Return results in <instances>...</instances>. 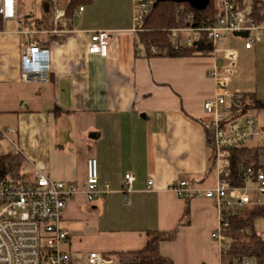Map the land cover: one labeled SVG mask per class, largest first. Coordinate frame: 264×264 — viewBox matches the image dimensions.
I'll return each instance as SVG.
<instances>
[{"label":"crops","instance_id":"0c3cea01","mask_svg":"<svg viewBox=\"0 0 264 264\" xmlns=\"http://www.w3.org/2000/svg\"><path fill=\"white\" fill-rule=\"evenodd\" d=\"M71 1L51 0L48 9L43 0L39 14L18 9L17 19L0 25V126L16 130L3 141L4 150L20 156L32 176L38 167L79 186L87 158H97L104 195L88 200L80 191L63 215L71 237L62 249L73 264H88L93 251L117 264L113 253L141 249L153 229H177L173 240L160 244L174 264H222L221 245L211 236L220 224L215 201L183 199L170 187L180 179L201 188L216 185L207 140L215 117L204 104L217 95L210 73L225 53L145 56L134 31L133 0H82L69 12ZM252 1L242 7L251 10ZM96 30L110 32L106 57L88 52L89 32ZM228 41L239 68L241 54L264 51V30L252 48L238 36ZM30 43L49 51L50 69L25 77L21 57ZM239 77L231 79L233 91L264 100V82ZM232 102L225 104L231 111ZM250 102L240 117H255L264 140V107ZM128 172L135 178L130 204L122 193Z\"/></svg>","mask_w":264,"mask_h":264},{"label":"built area","instance_id":"2783aa9c","mask_svg":"<svg viewBox=\"0 0 264 264\" xmlns=\"http://www.w3.org/2000/svg\"><path fill=\"white\" fill-rule=\"evenodd\" d=\"M220 11L213 24L206 26H187L171 31L175 48L181 45L191 47L201 38L206 37L213 50L225 53L223 62L210 75L217 84V95L204 104L205 110L214 115L212 122L213 153L211 166L217 175L214 187L201 188L196 181L180 179L171 185V190L180 198L194 197L210 198L217 204L220 213V224L211 236L221 245V255L232 237L224 232L227 223L224 214L236 215L245 206H264V172H256L252 167L241 165L244 176L243 185H231L222 179L221 174L227 171L232 150L238 147L254 145L262 142L263 130L258 120L253 116L234 117L233 112L225 106L228 99L240 100L244 93L233 91L230 82L237 71L238 53L234 48L218 49V43H225L239 32H248L245 47L252 48L262 40L264 30L263 19L257 21L251 10L239 6L234 0H219ZM153 0H133L134 31L142 30L145 14L149 11ZM83 10V7H80ZM18 0H0V25L8 19H17ZM191 17L193 14L190 15ZM60 18V15H56ZM21 25V22L19 23ZM29 33L25 28H21ZM181 32L187 34L182 37ZM88 52L106 57L110 32L108 30L90 31ZM154 52L159 51L153 47ZM22 66L25 77L44 74L49 71V51L40 49L35 44H28L22 52ZM16 130L0 126V156L6 155L3 141ZM20 173H10L2 176L0 173V264H73L71 255L62 249L64 243L70 240V230L63 224V215L67 202L82 191L88 200L104 195L105 191L98 188L99 170L95 156L87 158L86 180L79 186L76 182H65L53 179L45 170L36 167L30 180H20ZM134 175L125 174L123 197L130 204V192ZM152 180L149 181V185ZM257 233L264 236L263 230ZM229 264H255L253 258L235 257ZM88 264H112V260L98 252H91Z\"/></svg>","mask_w":264,"mask_h":264},{"label":"trees","instance_id":"16d2710c","mask_svg":"<svg viewBox=\"0 0 264 264\" xmlns=\"http://www.w3.org/2000/svg\"><path fill=\"white\" fill-rule=\"evenodd\" d=\"M51 0H45V5L50 8ZM242 6L244 0H234ZM82 0H72L68 10H72ZM220 2L209 0L207 6L198 10L189 2H174L171 0H153L149 11L145 14L142 30L137 32L138 40L142 44L145 56H202L212 51L213 46L201 33V38L191 47L181 45L175 48L172 40V29L184 28L190 25L206 26L213 24L220 11ZM264 6L256 0L251 3V15L257 20L263 19ZM193 14L191 17L190 15ZM153 47L161 48L162 52H154ZM264 107V100H259L254 94H245L242 99L232 102V116L239 117L246 112L248 102ZM250 102V103H251ZM207 140L211 149L210 163L212 160L213 144L212 129L207 130ZM264 146L251 145L238 147L232 150L229 157V165L226 172L221 174L223 180L231 185H243L244 176L240 166L252 167L256 172H264V164L260 163L261 150ZM21 157L16 154L0 156V173L2 176L10 173H18L21 166ZM212 169V166H211ZM264 217V206H245L236 215L224 214V222L227 223L224 232L232 237L222 255V264H229L235 257L253 258L255 264H264V236L257 233L255 223ZM177 235V229L161 231L148 230L145 245L135 251L113 253L117 264H174L173 260L160 251L163 241L173 240Z\"/></svg>","mask_w":264,"mask_h":264},{"label":"rangeland","instance_id":"374dc122","mask_svg":"<svg viewBox=\"0 0 264 264\" xmlns=\"http://www.w3.org/2000/svg\"><path fill=\"white\" fill-rule=\"evenodd\" d=\"M42 1L43 0H18V9L22 15L39 14ZM216 1L218 2L219 0ZM246 9L250 10L249 6H247ZM8 27L13 28L14 26L8 25ZM236 39L239 45L243 44L242 39ZM229 41L225 43H219L217 46L218 49H224L225 47L229 46ZM239 59V68L237 63L238 70L233 74L234 77L240 76L239 78L241 79V82H264V51L260 52L256 57L243 53ZM261 86L264 87L263 84ZM261 143L262 142H255L254 145ZM260 163L264 164V148L261 150ZM27 168L25 166H21V168L18 169L20 175L22 174V176L19 177L20 180L28 181L32 178V175L29 174ZM214 174H216L215 170L212 171V175ZM8 175H10V172L6 174V176ZM255 227L256 230L264 231V219L262 217L256 221Z\"/></svg>","mask_w":264,"mask_h":264},{"label":"water","instance_id":"95a60500","mask_svg":"<svg viewBox=\"0 0 264 264\" xmlns=\"http://www.w3.org/2000/svg\"><path fill=\"white\" fill-rule=\"evenodd\" d=\"M174 2H189L191 4L192 7L198 9V10H202L204 9L209 0H171ZM236 36H242V37H246L248 35V32H239L235 34ZM221 62V60H220Z\"/></svg>","mask_w":264,"mask_h":264}]
</instances>
